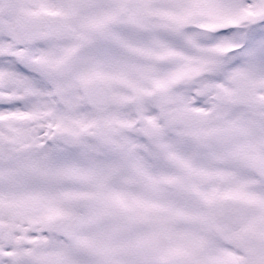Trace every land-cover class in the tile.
Instances as JSON below:
<instances>
[{
  "label": "snow or ice",
  "instance_id": "1",
  "mask_svg": "<svg viewBox=\"0 0 264 264\" xmlns=\"http://www.w3.org/2000/svg\"><path fill=\"white\" fill-rule=\"evenodd\" d=\"M0 264H264V0H0Z\"/></svg>",
  "mask_w": 264,
  "mask_h": 264
}]
</instances>
